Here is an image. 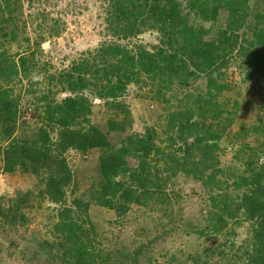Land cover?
Segmentation results:
<instances>
[{"label":"rangeland","instance_id":"374dc122","mask_svg":"<svg viewBox=\"0 0 264 264\" xmlns=\"http://www.w3.org/2000/svg\"><path fill=\"white\" fill-rule=\"evenodd\" d=\"M179 1L184 13H189L192 25L210 29L207 37L225 24L226 9L220 8L217 22H204L187 9L185 0ZM9 2L13 15L20 18L21 30L15 40H0V50L16 64L18 53L25 52L31 59L27 65H33L9 84H0L9 86L15 99L17 123L13 136L18 141L25 138L34 141L39 137L36 130L40 125L48 129L51 143L57 141L56 126L43 119L44 105L73 95L63 89L58 76L69 70L84 53L104 41H115L128 47L137 42L145 48L158 43L159 34L154 30L143 32L139 39L119 40L110 35L101 0ZM244 2L248 16L236 32V51L227 57V65L220 68L217 75L218 81L226 85L218 100L228 109H233L234 103L237 106L226 134L219 141L216 169L219 182L211 185L205 177L178 172L167 182L165 191L169 195L163 202L153 195L147 205H131L125 214L117 215L90 198L91 191L98 189L101 183L100 149L85 152L68 149L64 152L72 179L63 188L65 201L59 203L39 194L48 177L46 166L38 174L21 167L3 172L0 157V207L6 210L14 204L19 193L28 194L21 210L24 221L8 222L0 217V264H67L62 250L57 249L59 246L42 247L41 244L58 241L60 233L56 226L61 227L58 211L73 207L72 200L76 198L89 203L86 214L78 211L63 214L73 216L88 228L92 243L109 251L116 264H132L133 250H138L137 264H249V254L245 251L250 249L257 223L239 209L244 188L234 185V175L247 169L249 160L253 163L264 161V42L253 34L261 29L257 34L264 35V0ZM241 47L243 51L239 53ZM203 89L205 76L198 80L195 91ZM44 92L49 98L42 100ZM124 93L119 99L130 113V124L125 123L124 131L108 129L107 121L116 111L88 91L83 93L91 99L87 121L76 122L74 127L85 128L87 123H92L106 132L116 147L127 133L141 134L146 127H153L157 137L162 138L166 134L167 115L183 104L185 90L179 85L159 89L156 83L143 79L129 85ZM119 117L123 118L124 113L119 112ZM7 143L0 140V147ZM50 147L49 153H55L54 146ZM128 159L131 164L136 163L132 157ZM211 212L222 213L227 218L228 223L221 231H210L211 222H214L210 218ZM114 251H120L121 256L118 258Z\"/></svg>","mask_w":264,"mask_h":264},{"label":"trees","instance_id":"16d2710c","mask_svg":"<svg viewBox=\"0 0 264 264\" xmlns=\"http://www.w3.org/2000/svg\"><path fill=\"white\" fill-rule=\"evenodd\" d=\"M101 1L110 35L119 40L139 39L143 32L154 30L159 34L158 43L145 48L137 42L128 47L104 41L84 53L69 70L59 73L63 89L73 95L44 105L43 119L57 128L55 143L50 142L44 125L37 128L39 137L34 141L30 138L18 141L13 136L17 123L15 99L9 86L0 85V140L8 141L0 147L2 171L11 172L21 167L38 174L46 166L48 177L39 194L52 202H64L66 192L63 188L72 179L64 152L100 149L101 183L98 189L91 191L90 198L117 215L125 214L131 205H147L153 195L163 202L169 195L165 186L178 172L199 175L205 177L207 184H217L219 141L233 120L231 115L237 112L236 103L233 109H228L218 100L226 85L218 81L217 75L219 69L227 65V57L236 51V32L248 16L246 3L244 0H185L187 9L204 22H217L220 8L226 9L225 24L207 37L210 29L192 25L189 13H184L179 0ZM11 6L9 0H0V40L3 42L15 40L21 30L20 18L13 15ZM257 31L253 34L264 42V35ZM238 51L241 53L243 47ZM17 58L18 64L0 50V84H9L19 73L24 74L33 66L27 65L31 60L27 53L20 52ZM201 76H205V89L195 91ZM143 79L156 83L159 89L179 85L185 90L183 104L167 115L164 137H157L153 127H146L141 134L127 133L116 147L107 133L92 123H87L85 128L74 127L76 122L87 121L91 99L83 93L88 91L116 111L107 121L108 129L124 131L125 123L130 124V113L119 98L129 85ZM42 94V100L49 98L48 93ZM119 112L124 113L123 118L119 117ZM50 146H54L55 153H49ZM128 157L136 163L131 164ZM253 162L249 160L248 168L234 175V185L244 188L239 209L257 223L250 249L245 251L249 254L248 263L264 264V161ZM27 198V192L19 193L11 207L6 210L0 207V217L8 222L24 221L21 210ZM88 205L84 199L76 198L72 200L73 207L58 211L61 227L56 226V230L60 237L57 242L45 241L41 246H59L57 249L62 250L67 264H116L109 251L92 243L88 228L73 216L63 214L73 211L86 214ZM210 216L214 220L210 225L212 232L221 231L228 223L222 213L211 212ZM114 253L118 258L121 256L120 251ZM137 256L138 250H133L132 264H137Z\"/></svg>","mask_w":264,"mask_h":264}]
</instances>
